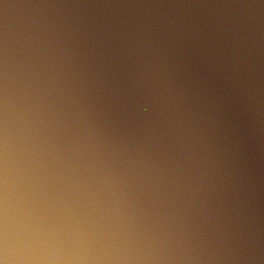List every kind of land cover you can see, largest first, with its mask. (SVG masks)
I'll list each match as a JSON object with an SVG mask.
<instances>
[{
	"label": "water",
	"instance_id": "water-1",
	"mask_svg": "<svg viewBox=\"0 0 264 264\" xmlns=\"http://www.w3.org/2000/svg\"><path fill=\"white\" fill-rule=\"evenodd\" d=\"M0 264H264V0H0Z\"/></svg>",
	"mask_w": 264,
	"mask_h": 264
}]
</instances>
